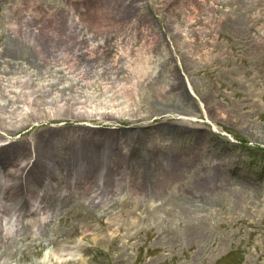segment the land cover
<instances>
[{"label":"rangeland","instance_id":"rangeland-1","mask_svg":"<svg viewBox=\"0 0 264 264\" xmlns=\"http://www.w3.org/2000/svg\"><path fill=\"white\" fill-rule=\"evenodd\" d=\"M67 1H49L54 11L64 9L65 19L58 16V26L50 31L60 42L46 47L49 35L43 28L38 34L42 45L34 49L31 44L30 60L15 62L9 76L19 91V109L25 95L40 106L25 129H0V138L13 148L26 143L14 159L10 144L0 149V168L27 166L29 149H34L35 162L25 173H12L25 183L35 174L37 185L16 184L12 194L25 191L28 196L32 187L34 199L46 180L42 189L48 195L35 220L20 224L11 214L4 216L14 222L9 235L20 233L13 244L0 241V255L6 250L0 264H59L48 257L58 248L66 249V264H264V0H139V10L136 0H120L118 24L105 20L93 31ZM26 2L0 0V67L7 59V40L16 36L10 14L19 16V26L41 25L40 15L26 17L19 11ZM26 5L30 11L38 7ZM73 26L77 46L67 52L88 44L94 53L81 56L89 61L83 65L72 60L61 66L67 76L50 75L59 69L53 57H66L62 48L75 45L62 31ZM81 77L82 85L77 83ZM52 81L56 86L49 96L17 88ZM64 85L66 90L55 93ZM53 95L57 98L47 101ZM4 97L0 91V113L6 110ZM53 103L61 109L56 116L68 115L33 121L49 115L42 106ZM5 120L11 129L7 119H0V128ZM73 136L83 144L78 156L72 151ZM133 146L138 148L136 164H130L136 170L125 172L119 151ZM165 162L176 167L172 174L164 171ZM82 176L89 177L85 184ZM132 187L139 195L125 192ZM70 192L80 196L53 212L52 196ZM20 198L24 205L31 201ZM48 221L46 237L37 239V229Z\"/></svg>","mask_w":264,"mask_h":264},{"label":"bare ground","instance_id":"bare-ground-1","mask_svg":"<svg viewBox=\"0 0 264 264\" xmlns=\"http://www.w3.org/2000/svg\"><path fill=\"white\" fill-rule=\"evenodd\" d=\"M40 1L41 0H27L26 4L31 5V6L32 5H37L38 6L37 8H34L31 11L28 9L27 5L23 4V3H21L18 8H19V11H23L24 10V13H25L26 17H28V15H30V17H37V15H40L41 17H38V18L40 20L41 25L37 24L35 21H32L33 23L27 22V25L22 24V25H20L21 26L20 27L19 23H18L19 16H17V14L13 15V13H11L10 16H9V21L12 22V25L14 24L12 26V28L15 30V35L16 36H15L14 39H8L7 40V42H9V44H6V48H5V51H4L5 54H6L5 58H7V59H4L3 62H2L4 67H0L1 68V70H0V84H1L0 91H2L3 94H5L4 99L6 101V104L5 105L3 104V107H5L6 110L3 113H0V119H7V120H9V122L12 121L13 125H12L11 129L7 128L8 122H6V120H5V126L6 127L0 128L3 131H9V132L13 133L16 130L17 131H21V130L25 129L27 127L26 124L28 122V118L34 112H36L37 109H39V106H40L39 105V100L37 101L35 97H33L31 95H29L28 97L25 95V97H24L23 94H22V97H24L23 100H24V102L27 103L26 107H25V104H23V106L19 109V104L18 105L15 104L16 95H17V93L19 91L16 89V85H14V82H12V80L9 77L12 74V70L16 66L15 62H24V61L30 60V56H29V53L27 52V50L31 49V44L35 45L34 49H36L37 47L42 45V42H39L41 39L38 38V34H40L41 32H45V31H42V29L45 28V27L47 28L46 35H49V39H48L47 43L45 44V46L47 47V46H50L52 44H55V40H58V39H55L52 35H50V31H51V29L53 27H57L58 26V24H57L59 22L58 16L62 17L61 21L63 19H65L64 15H63V13H64V9L63 8H57L54 11L53 8H51L49 6L50 5L49 1H54V0H42L41 2ZM69 1H71V3H69ZM119 1L120 0H68L67 1V5H68L69 8L74 10V12L77 14V16H79L78 19L80 21L84 22L85 27H87L88 29H91L93 31L94 29H96V30L100 29V27L104 24L105 20L108 21L109 24H113V25H117L118 24L117 21L120 19V15H121L120 13L122 12V10L119 11L117 9V7H116L117 3H119ZM136 1H137V5H136L137 8L135 10H139V9H141L142 6L138 3L139 0H136ZM72 3H73V5L70 6V4H72ZM32 12L35 13L36 16ZM128 12H130L129 9H128ZM66 15L70 16V13H67ZM49 18L50 19L55 18V19L54 20L52 19V21H49ZM64 22H67V21L65 20ZM64 24H66V23H64ZM24 25H25V27H24ZM32 27H34V28L32 29ZM36 30H37V32H36ZM62 31L65 33V35L67 34L74 41H75V33H76V36L79 34L76 31L75 26H73L72 30H68L69 31L68 33L65 32L66 29H64ZM29 33H31V35H30L31 38L30 39H28L26 37V35L29 34ZM60 40H61V38L58 41L60 42ZM85 42H86V40H85ZM25 45H27V46H25ZM76 46H77V43L75 41V45L74 46L69 47L67 49L62 48L61 51L63 53L64 52L68 53L67 51L74 50ZM83 48H85V51L83 50ZM83 48L78 47V49H76L77 52H75L73 54H69L68 53V54H66V57H60V58L53 57V60H54L53 64L55 63L56 66L59 67V69H55L50 75L55 73V76H56V74L59 75V76H67L68 72L66 74L64 71L60 70L61 66H63V67L64 66H68V63H71L73 61H77V62H75L76 64H79L81 62L80 65H83L84 63L89 62V61H85L84 62L83 60H85V59H82L81 56H88V58H90V56L94 53L93 49L90 48V46L88 44H86ZM66 58H71V60L67 59V61H65ZM69 67L73 71H75L74 70L75 68H73V65H71V66L69 65ZM75 72H78V70H76ZM79 74L81 75L82 72H79ZM44 75H47V73L45 72ZM81 79H83V77H81L77 81V83H79L80 85H82L81 82H84ZM53 83H54V81L49 82L46 85L45 84L41 85V86H39L37 88L35 87V89H33V86L31 85V83L30 82H26V83H20V85L17 88H21V89H24V90L28 89V90H32L34 93H40V94H44L46 96H49L51 94V91H53L52 88L54 86H56V85H53ZM66 89H67L66 85H64L62 88L61 87H56L55 93H58V90L60 92H63ZM20 91H22V90H20ZM12 94L14 96H12ZM56 98H57V95H53L51 98H49L50 100H47V101L52 103V100H54ZM57 104H60V102H58ZM57 104L53 103V104H51V107L42 106V107H44L43 110L47 108L46 111L48 112L49 115L44 116V114H42L41 116H35L33 121L34 122H38L39 120L40 121L41 120H45V121L49 120L50 121L52 119L56 120L57 118H59L61 116H63V117L67 116L68 115L67 113L62 114L61 116L60 115L56 116V114H57L56 112L61 110L57 106ZM0 105H2V104H0ZM30 105H32V106H31V111L29 112V109H30L29 106ZM1 114H3V115H1ZM173 115H175V114H173ZM80 116H81V118L82 117L84 119L86 118V116L84 114H81ZM178 116L181 119H192L191 117L189 118V117H187L185 115H179L178 114ZM17 118H18V120H17ZM193 119H195V118H193ZM60 120H63V119H60ZM18 122H20L19 126H17ZM35 125L37 126L36 123H35ZM0 141H1V138H0ZM78 143H79L78 142V138H74L73 139V144H78ZM25 144L26 143H23L22 148H20V149L19 148H13V146L10 145V147L13 148L12 154H11V158L12 159H14L15 155L23 153V151L26 149V145ZM50 144L52 145L53 143L51 142ZM6 146L7 145H3L2 141H1L0 148H2L4 150ZM72 151L74 153H76L77 156H78L79 152L81 154L84 152L82 147L76 148L75 146H72ZM87 156H89V154H86L85 157H87ZM85 157L81 159V166H83V163H85V161H87V159ZM41 161L42 160L40 159L39 162H41ZM74 165H75V163H73L71 165V167L74 166ZM10 167H11V165L9 164V168ZM83 168H85V167H83ZM163 169H164V171L170 172L171 174L173 173L174 170H176L175 168H173V166H171L169 164H167L166 167L163 168ZM108 170H110V167L108 168ZM25 171H26V168L23 169V173L22 174H24ZM29 172H30V170H29ZM81 174H82V172H81ZM28 176H29V178L27 180V183H25L24 181H18L17 182V178L16 177H12V175H10V173L8 171H6L5 169L3 171H1V173H0V179H2L3 182H8V181L11 180V182H13V184H15V185L17 184L18 186L27 188L28 185L31 184V186L34 188V186L37 185V182H38V178L37 177L38 176H36L35 174H32V173L30 175H28ZM168 177L170 178V181L173 180L170 176H168ZM82 179L86 180L84 178V176H82L81 180ZM168 183H171V182H168ZM32 187L29 190H26L29 193L28 197L30 199L33 198V196H32L33 188ZM123 187L124 186H122L121 188H123ZM118 189H119V187H118ZM118 189H116V191ZM6 190L7 191H4L3 194L0 195V226H2V228L0 230V241L1 242H6L7 245H10L11 243L13 244V242L15 240V237L18 236L20 232H19V230H17V231H15V235H13V236L9 235L10 234V230L13 228V226H12L13 223L12 222H8L5 219V217H4V215H7L8 212H9V209L6 208L5 205H4V204H6L5 203L6 199H8L7 195H9V193H10V190H8V189H6ZM127 191L130 192V194L139 195V189H136L135 187H132L130 191L126 190L125 192H127ZM107 193L109 194V192H107ZM5 194H7V195H5ZM113 195H115V193ZM77 196L79 197L80 194L70 192L66 196H59V195H57L55 193L52 196V197H54L53 198V209H54L53 212L55 210H60V209L67 208L69 203H70L69 200H72L73 198L75 199ZM17 197H20V196L17 195ZM82 198H84V193L82 194ZM11 199L12 198H10V200ZM42 207L43 206L38 207V213L41 211ZM41 214H43V213H41ZM36 216H37V214H34L28 221L35 220ZM39 220H40L41 223H43V219H39ZM15 222H19L20 224L23 223L19 216L16 217ZM48 224H49V221L44 223V224H42V227L37 229V232H36L37 239L41 240V236L42 235L44 237H46L45 236L46 235V228H47L46 225H48ZM25 227L27 228L26 230H29V231L33 230V229H30L27 225L23 226V228H25ZM91 230L92 229H88L86 231H91ZM4 232H5V234H4ZM97 233L101 234L102 232L98 229ZM5 251H3L1 253L0 259H2L3 253ZM50 251L51 252L49 253V256L52 255V256L55 257L56 260H61V258L63 257L64 252L66 251V249L65 248H62V249L58 248L56 250H50ZM74 258H77V257L74 256ZM60 264H66V263L62 262Z\"/></svg>","mask_w":264,"mask_h":264}]
</instances>
